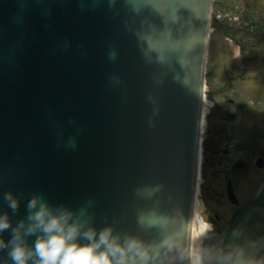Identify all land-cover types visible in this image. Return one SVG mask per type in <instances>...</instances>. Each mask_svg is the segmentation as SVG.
<instances>
[{
  "label": "water",
  "instance_id": "obj_1",
  "mask_svg": "<svg viewBox=\"0 0 264 264\" xmlns=\"http://www.w3.org/2000/svg\"><path fill=\"white\" fill-rule=\"evenodd\" d=\"M213 1L0 0V239L27 226L36 194L85 227L111 226L126 264H189ZM242 116L233 136L247 147L264 112ZM38 235H23L28 248Z\"/></svg>",
  "mask_w": 264,
  "mask_h": 264
},
{
  "label": "flooded vegetation",
  "instance_id": "obj_2",
  "mask_svg": "<svg viewBox=\"0 0 264 264\" xmlns=\"http://www.w3.org/2000/svg\"><path fill=\"white\" fill-rule=\"evenodd\" d=\"M260 14L254 12L250 18L252 28L260 29L257 18L264 23ZM259 35L254 39L249 59L243 61L245 68H255L264 77V37ZM222 100L228 101L223 107L217 99L211 104L201 137L196 195L200 217L208 225L204 255L207 264L214 263L222 244L218 236L236 223L226 255L216 260L219 264H264V205L251 207L237 220L251 200L264 203V134L248 140L247 147L236 144L233 136L234 127L246 122L243 108L262 112L264 109L251 103L235 105L231 97L224 96Z\"/></svg>",
  "mask_w": 264,
  "mask_h": 264
},
{
  "label": "clouds",
  "instance_id": "obj_3",
  "mask_svg": "<svg viewBox=\"0 0 264 264\" xmlns=\"http://www.w3.org/2000/svg\"><path fill=\"white\" fill-rule=\"evenodd\" d=\"M8 207L15 210L18 198L9 190L4 193ZM28 223L21 221L12 228L11 239H0V249L10 245L8 255L12 264H28L34 256L33 264H126V248L121 246L113 235L111 226L97 230L85 227V221L79 215L63 207L52 208L34 194L27 203ZM10 219L7 213H0V233L9 229ZM30 235L39 232L34 246L28 248L21 234ZM79 238V239H78ZM86 241L81 243L80 240ZM134 239L128 241V248L136 245Z\"/></svg>",
  "mask_w": 264,
  "mask_h": 264
},
{
  "label": "rangeland",
  "instance_id": "obj_4",
  "mask_svg": "<svg viewBox=\"0 0 264 264\" xmlns=\"http://www.w3.org/2000/svg\"><path fill=\"white\" fill-rule=\"evenodd\" d=\"M254 12L264 17V0H214L205 65L204 121L216 99L222 107L227 104L222 100L224 96L233 98L235 105L251 103L264 109V77L255 68H245L243 61L249 59L259 31H263L264 37V23L260 19L256 20L259 30L243 24V20L254 17ZM246 15L249 18L244 19Z\"/></svg>",
  "mask_w": 264,
  "mask_h": 264
},
{
  "label": "bare ground",
  "instance_id": "obj_5",
  "mask_svg": "<svg viewBox=\"0 0 264 264\" xmlns=\"http://www.w3.org/2000/svg\"><path fill=\"white\" fill-rule=\"evenodd\" d=\"M206 107L202 104V113ZM204 123V120H203ZM202 131V129H201ZM198 201L194 202V210L190 221V241H189V264H202L201 246L202 240L208 233V225L203 222L199 213Z\"/></svg>",
  "mask_w": 264,
  "mask_h": 264
}]
</instances>
